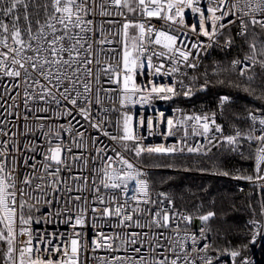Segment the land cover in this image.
<instances>
[{
  "label": "snow or ice",
  "instance_id": "snow-or-ice-1",
  "mask_svg": "<svg viewBox=\"0 0 264 264\" xmlns=\"http://www.w3.org/2000/svg\"><path fill=\"white\" fill-rule=\"evenodd\" d=\"M186 10L198 24L186 23ZM237 38L246 51L231 69L260 99L264 0H0V264H89V252L101 249L107 255L93 257L98 264H220L221 257L249 264L241 256L247 245L216 246L221 233L212 222L234 205L194 203L193 211L172 194L156 193L150 169L174 165L150 157L223 148L250 160L251 172L214 174L264 193V107L249 110L230 135L215 113L167 119V134L184 137L171 147L144 145L138 127L145 121L134 126L127 111L153 96H191L201 77L188 70L200 69L213 45L227 51ZM148 75L146 85L137 83ZM157 76L173 79L159 84ZM203 77L201 89L207 69ZM229 102L220 98L221 107ZM189 130L207 145H187ZM249 209L255 244L264 238V194ZM99 221L113 230L86 241L85 229H99ZM34 223L66 228L34 231Z\"/></svg>",
  "mask_w": 264,
  "mask_h": 264
},
{
  "label": "trees",
  "instance_id": "trees-1",
  "mask_svg": "<svg viewBox=\"0 0 264 264\" xmlns=\"http://www.w3.org/2000/svg\"><path fill=\"white\" fill-rule=\"evenodd\" d=\"M240 43L237 38L236 45L227 51L215 47L211 55L201 61L200 69L192 72L201 77L193 86L194 93L190 97L176 95L171 102L187 110L215 112L224 129L234 130L243 126L244 117L249 110L264 107V96L257 99L258 92L251 95L245 92L243 78L239 77L238 71L231 69L230 60L236 55H244L246 51L241 50ZM218 66L225 70L215 74L213 70ZM204 69L208 71L209 83L205 91H198L197 87L204 83ZM222 96L230 97V102L223 107L218 104ZM150 159L159 164L174 165L171 168L150 169L149 175L152 177L156 193L164 191L172 194L178 203L189 209H192L194 203L207 208L212 201H216L217 209L228 204L234 205L227 216L222 214L219 220L212 222L214 228L221 233L215 237L216 246L223 249L247 245L241 255L249 250L251 230L248 221L254 218L249 203H256L264 193L261 191L258 195L253 186L214 173L223 170H228L233 175H236L238 170L241 173H250L252 165L250 160L242 159L238 154L223 148H212L207 156L196 153L168 156L156 154ZM201 168L208 170L201 171Z\"/></svg>",
  "mask_w": 264,
  "mask_h": 264
},
{
  "label": "built area",
  "instance_id": "built-area-1",
  "mask_svg": "<svg viewBox=\"0 0 264 264\" xmlns=\"http://www.w3.org/2000/svg\"><path fill=\"white\" fill-rule=\"evenodd\" d=\"M185 18H186V23L189 24H198V16L197 15H192L188 10L185 12ZM152 24L156 25L157 27L164 26V21L163 20H157L153 19L151 21ZM189 35L195 39V34L194 33H189ZM200 40H207L206 37H199ZM222 43V41H221ZM217 47L216 45H213L211 48L208 49V53L206 55L202 54V60L206 59L209 57L213 51V49ZM238 57H243V55H236L230 60L231 61L238 58ZM201 63V62H200ZM190 73L193 72V70L189 69L188 70ZM238 71V69H237ZM153 77L151 75L148 76H137L136 81L138 84H143L146 85L149 80H152ZM172 77H167V76H157L155 77V80L159 84H170L172 82ZM188 80H185V83H188ZM198 91H205V89H201L200 86L197 87ZM192 92L194 93V89H192ZM175 97V96H174ZM172 97L171 99H160L159 97L153 96L150 97L146 102H140L137 100V102L129 104L127 111L132 114V123L134 126H138L139 120L141 118L144 119L145 124L143 127H138V132L140 136L143 138V144L146 146L150 147H155V146H160L163 145L165 147H171L175 144H177L179 141L184 139L183 137V132H177L175 135H168V127L166 120L167 119H173V120H178L182 119L186 115H204L207 114L211 116L215 112H207L203 113L200 111L196 110H187L182 108L180 105L172 103L171 100L174 98ZM186 97V96H185ZM190 97V96H188ZM220 104V102H218ZM161 114H163V119L161 117ZM151 119L153 122L152 128L149 130L147 128V121ZM64 121H61L63 123ZM216 122L218 124H221L216 116ZM234 130H228L224 129V135H230L233 133ZM219 135V134H217ZM187 145L189 146H195L197 143L207 145V140L204 139L201 136H193L191 135V130H189V136L187 137L186 140ZM183 146V145H181ZM188 154H193V153H188L186 150L183 153H176V154H169V155H188ZM125 155L129 156L131 159V154L125 153ZM168 156V155H166ZM223 176V175H220ZM225 177V176H223ZM233 181H239L243 182L246 184H249L254 187L255 191L257 192L258 195L261 193V188L259 185L255 184H250L246 181L243 180H235L229 177ZM46 211V209L41 208V212ZM35 216L39 217L40 213L36 212L34 213ZM101 224V227L99 229H91V228H86L85 229V234H84V239L87 241L90 238L93 237V233L95 231H112L113 229L110 227V222L108 221H99ZM199 221L194 222V226L198 225ZM60 228L61 230H64L66 226L64 225H53V224H33L32 228L34 231H48L51 232L55 228ZM251 235V233H250ZM120 254V253H117ZM107 255V253L101 249L96 251L95 253H92L91 251L89 252V257H90V262L89 264H98V261H96L93 257H103ZM243 258H246L249 262V264H264V238L258 237L257 241L255 244H252L250 241V247L249 250L241 255ZM220 264H231V258L229 257H221ZM235 264H241V257L236 258Z\"/></svg>",
  "mask_w": 264,
  "mask_h": 264
},
{
  "label": "rangeland",
  "instance_id": "rangeland-1",
  "mask_svg": "<svg viewBox=\"0 0 264 264\" xmlns=\"http://www.w3.org/2000/svg\"><path fill=\"white\" fill-rule=\"evenodd\" d=\"M128 114L132 117V114L130 112H128Z\"/></svg>",
  "mask_w": 264,
  "mask_h": 264
}]
</instances>
